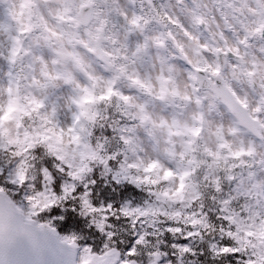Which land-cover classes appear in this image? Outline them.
<instances>
[{
  "label": "snow or ice",
  "instance_id": "6c2138e0",
  "mask_svg": "<svg viewBox=\"0 0 264 264\" xmlns=\"http://www.w3.org/2000/svg\"><path fill=\"white\" fill-rule=\"evenodd\" d=\"M0 264H264V0H0Z\"/></svg>",
  "mask_w": 264,
  "mask_h": 264
}]
</instances>
